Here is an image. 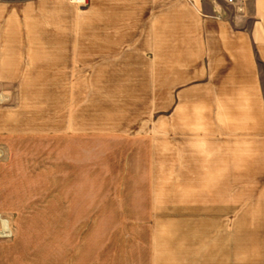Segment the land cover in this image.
<instances>
[{
	"label": "crops",
	"instance_id": "0c3cea01",
	"mask_svg": "<svg viewBox=\"0 0 264 264\" xmlns=\"http://www.w3.org/2000/svg\"><path fill=\"white\" fill-rule=\"evenodd\" d=\"M107 75L161 77L179 264H264V0L0 5V90Z\"/></svg>",
	"mask_w": 264,
	"mask_h": 264
},
{
	"label": "rangeland",
	"instance_id": "374dc122",
	"mask_svg": "<svg viewBox=\"0 0 264 264\" xmlns=\"http://www.w3.org/2000/svg\"><path fill=\"white\" fill-rule=\"evenodd\" d=\"M69 78L0 90V264H179L161 77Z\"/></svg>",
	"mask_w": 264,
	"mask_h": 264
},
{
	"label": "built area",
	"instance_id": "2783aa9c",
	"mask_svg": "<svg viewBox=\"0 0 264 264\" xmlns=\"http://www.w3.org/2000/svg\"><path fill=\"white\" fill-rule=\"evenodd\" d=\"M74 5L80 7H87L89 0H70ZM226 4L233 6L242 3L243 0H225Z\"/></svg>",
	"mask_w": 264,
	"mask_h": 264
},
{
	"label": "bare ground",
	"instance_id": "6f19581e",
	"mask_svg": "<svg viewBox=\"0 0 264 264\" xmlns=\"http://www.w3.org/2000/svg\"><path fill=\"white\" fill-rule=\"evenodd\" d=\"M2 221H7V220H2ZM0 235H3L2 233H1V231H0ZM7 237V236H6Z\"/></svg>",
	"mask_w": 264,
	"mask_h": 264
}]
</instances>
